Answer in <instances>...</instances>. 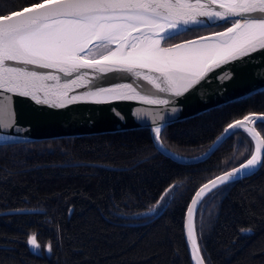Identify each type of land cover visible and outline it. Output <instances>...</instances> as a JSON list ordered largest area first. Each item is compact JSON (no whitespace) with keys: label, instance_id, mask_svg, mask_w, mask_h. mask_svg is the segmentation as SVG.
<instances>
[{"label":"trees","instance_id":"16d2710c","mask_svg":"<svg viewBox=\"0 0 264 264\" xmlns=\"http://www.w3.org/2000/svg\"><path fill=\"white\" fill-rule=\"evenodd\" d=\"M37 2L0 0V15ZM225 26L187 31L164 46ZM250 113L264 114V91L170 124L161 142L197 157ZM257 129L264 139V124ZM253 149L240 130L207 160L181 164L157 149L147 128L0 145V264H193L185 219L195 193ZM195 230L205 264H264V166L207 195ZM33 234L40 252L27 242Z\"/></svg>","mask_w":264,"mask_h":264},{"label":"snow or ice","instance_id":"6c2138e0","mask_svg":"<svg viewBox=\"0 0 264 264\" xmlns=\"http://www.w3.org/2000/svg\"><path fill=\"white\" fill-rule=\"evenodd\" d=\"M198 17L225 21L230 26L212 33L211 37H201L204 43L186 41L172 47L160 46V40L174 38L172 33L180 26L201 24ZM133 32L141 35L132 37ZM159 33L164 35L159 36ZM92 41H100L104 48L119 41L120 47L109 50L99 59H89L94 51L89 48ZM258 49H264V0H40L22 10L0 15V95L7 92L30 96L37 103L64 107L65 103L76 99L73 96L65 101L69 87L83 82L89 73L82 70L91 69L99 73L117 71L142 77L153 83L159 93L181 96L215 68ZM144 69L158 76L146 74ZM45 70H56L64 77L76 75L60 84L61 76ZM48 81L57 83L50 85ZM131 87L130 84H117L112 88H97L88 94L111 92L119 98L132 99L131 95L116 92ZM41 92L43 99L37 96ZM140 98L148 104L169 103L159 96ZM5 114L6 106L0 101V123ZM7 114L14 117V113ZM254 116L257 114L245 115L224 129L225 135L243 130L251 137L254 149L250 158L238 168L204 184L187 209L185 229L195 264H205L194 223L193 206L198 204L197 198H202L205 189L211 191L218 187L217 181L225 184L250 169L264 166L260 158L264 140L254 129L245 127V122ZM259 118L264 124V114ZM154 132L158 148H164L160 140L161 128L156 127ZM176 187L171 185L166 189L152 211ZM27 242L39 248L35 234ZM47 248L51 251L50 244Z\"/></svg>","mask_w":264,"mask_h":264},{"label":"water","instance_id":"95a60500","mask_svg":"<svg viewBox=\"0 0 264 264\" xmlns=\"http://www.w3.org/2000/svg\"><path fill=\"white\" fill-rule=\"evenodd\" d=\"M198 19L202 20L201 24L180 26L178 31L172 33V36L174 37L194 29L215 27L226 23L225 21L208 20L206 17H198ZM210 36L211 34L201 37ZM201 37L189 41H196ZM165 41V39L162 41L163 47H165ZM184 42L178 44H183ZM99 43L101 42L92 41L89 44V48ZM115 48L116 45L112 43L104 50L108 52ZM107 52L103 53V55H106ZM99 58L100 56L97 59ZM45 71H52L54 74L61 76L60 84H63L66 79L75 78L76 75L73 74L72 77H64L62 73L56 70ZM82 71H87L89 75L84 78L83 82L78 81L76 87H69L67 96L64 97L65 101L73 96L76 99L70 104L65 103L64 107L37 103L30 96L10 94L7 92L0 95V101H3V104L6 106V114L3 122L0 123V145L30 143L67 137L102 135L147 128L151 132L155 146L165 156L181 164L201 163L207 160L230 135H225L223 132L207 152L197 157L187 158L168 150L165 146L162 149L158 148L154 129L156 127L161 128V140V134L164 128L170 124L190 119L215 108L263 92L264 49H258L250 55L237 58L234 61H228L220 67L215 68L207 74L204 80H201L199 84L181 96H175L172 93H159L153 83L144 80L142 77L137 78L124 72L111 71L99 73L91 69H84ZM142 71L153 77L158 76L157 73H149L147 69ZM47 83L54 85L57 82L48 81ZM117 84H130L132 86L131 88L117 89L116 92L131 95L133 98H119L111 92L101 93L99 95L88 94L94 93L97 88H112ZM135 93H139L140 95L136 96ZM37 96L39 99L45 98L42 92L38 93ZM142 96H150L153 98L159 96L162 99L169 100V103L164 105L148 104L140 98ZM173 108L176 111H172ZM8 112L14 113V117H10L7 114ZM259 117L260 114H257L249 123L250 128L260 134L257 129V124L261 123ZM260 138L264 140L261 134ZM260 158L263 163L264 149L261 150ZM260 168L261 166L250 169L248 172L242 173L225 184H220L217 181L218 187L213 188L211 191L205 189V192L201 194L202 198H197L198 204L193 206L194 223L199 206L207 195L222 186L254 174ZM224 173L219 176L224 175ZM217 177L212 180H215ZM209 188H212L211 184H209ZM186 223L187 213L185 225ZM185 237L189 246L186 229ZM193 264H195L194 261Z\"/></svg>","mask_w":264,"mask_h":264},{"label":"rangeland","instance_id":"374dc122","mask_svg":"<svg viewBox=\"0 0 264 264\" xmlns=\"http://www.w3.org/2000/svg\"><path fill=\"white\" fill-rule=\"evenodd\" d=\"M91 49H93V55L89 57V59H97L99 56L103 55V53H106L104 47L101 46V43L93 46ZM31 249L35 252H40V248H35L32 245H30Z\"/></svg>","mask_w":264,"mask_h":264},{"label":"bare ground","instance_id":"6f19581e","mask_svg":"<svg viewBox=\"0 0 264 264\" xmlns=\"http://www.w3.org/2000/svg\"><path fill=\"white\" fill-rule=\"evenodd\" d=\"M138 35H141V33H137V32H133V33H132V37H135V36H138ZM163 35H164L163 33H159V36H163ZM210 37H211V36H210ZM130 39H131V37H130ZM213 40H214V38H213ZM162 41H163V39L160 40V46H161V47H163V46H162ZM196 41H197V43H204V41L201 40V39L196 40ZM113 44L116 45V48H115L114 50H116L117 48L120 47V43H119V41H114ZM249 122H250V121H249ZM249 122H247V124H245V127H250V123H249Z\"/></svg>","mask_w":264,"mask_h":264}]
</instances>
